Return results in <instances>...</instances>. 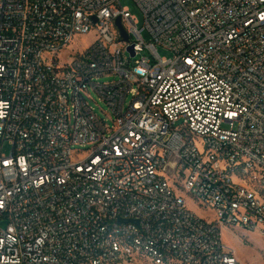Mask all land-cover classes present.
Listing matches in <instances>:
<instances>
[{"label": "built area", "instance_id": "built-area-1", "mask_svg": "<svg viewBox=\"0 0 264 264\" xmlns=\"http://www.w3.org/2000/svg\"><path fill=\"white\" fill-rule=\"evenodd\" d=\"M133 1L140 26L0 0V264H238L222 229L264 236V0Z\"/></svg>", "mask_w": 264, "mask_h": 264}, {"label": "rangeland", "instance_id": "rangeland-1", "mask_svg": "<svg viewBox=\"0 0 264 264\" xmlns=\"http://www.w3.org/2000/svg\"><path fill=\"white\" fill-rule=\"evenodd\" d=\"M119 2L123 7H127L131 15H134L137 18L140 26L142 24L143 16L136 3L133 0H119ZM143 36L146 38L145 33ZM94 40L95 35L93 30L87 34H77L68 45V51H82ZM157 49L161 56H171V53L161 46H158ZM66 52L67 51L59 52L61 59H64ZM112 79L113 77H100L96 81L106 82ZM89 95V103L93 107L96 114H98L100 118L104 119L106 124L111 125L112 115L110 114L106 103L92 90L89 92ZM9 148V144L5 143L2 147V151L4 153H8ZM183 197L188 208L194 214L202 218H210L211 211L204 209L189 195H183ZM4 224L5 222H0V226ZM222 240L232 250L238 264H264V236L257 235V233L253 231H242L224 227L222 229Z\"/></svg>", "mask_w": 264, "mask_h": 264}, {"label": "water", "instance_id": "water-1", "mask_svg": "<svg viewBox=\"0 0 264 264\" xmlns=\"http://www.w3.org/2000/svg\"><path fill=\"white\" fill-rule=\"evenodd\" d=\"M93 19H94V21L96 20L95 17H93ZM115 24H116V26H117V28H118V30H119V32H120V35H121L122 39H123L124 41H126V40L128 39V37H127V34H126L124 28L122 27V25H121V23H120L119 18H117V19L115 20ZM130 49H131V48H130Z\"/></svg>", "mask_w": 264, "mask_h": 264}]
</instances>
